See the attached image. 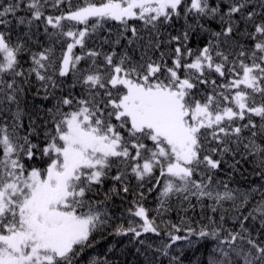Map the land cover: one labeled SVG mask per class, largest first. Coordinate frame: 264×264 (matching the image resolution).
Here are the masks:
<instances>
[{"label":"snow or ice","instance_id":"snow-or-ice-1","mask_svg":"<svg viewBox=\"0 0 264 264\" xmlns=\"http://www.w3.org/2000/svg\"><path fill=\"white\" fill-rule=\"evenodd\" d=\"M0 26V264H113L109 227L154 234L145 264H264V0H0Z\"/></svg>","mask_w":264,"mask_h":264},{"label":"trees","instance_id":"trees-1","mask_svg":"<svg viewBox=\"0 0 264 264\" xmlns=\"http://www.w3.org/2000/svg\"><path fill=\"white\" fill-rule=\"evenodd\" d=\"M73 4L79 3V0H72ZM22 14V13H21ZM82 26V25H81ZM179 27V24L176 25ZM2 27V26H0ZM23 29V26H21V30ZM103 31L100 33V35H103ZM100 35L94 36L91 39H89L87 42L89 46H93V44L99 46L100 44ZM39 39L42 41H46V37L43 34V26L41 25V31H40V36ZM55 43L56 51L59 53L60 51V44ZM190 46L195 47V43L190 44ZM107 47V45H105ZM76 54H79L80 49L77 47L75 50ZM27 65H25L26 67ZM219 82V81H218ZM257 122H259V118H257ZM253 179V182H255V179L252 177H249ZM132 185L136 184V181L134 178H130ZM155 192L150 194L148 196V206L151 208L155 207V204L152 202L155 198ZM115 199V204L113 205V208L110 209V211H113L114 214V223H124L127 225V221L129 219H132V217L127 216L125 214L123 219H115V217L120 216L121 211L127 207V204H121L119 198H114ZM129 200L132 199V196L129 195L128 197ZM175 203V201H173ZM200 209L199 207L196 208V213H199ZM155 215V213H153ZM179 215H184L182 211L179 212ZM189 215H193V213H189ZM165 220H173V221H178V210L177 208H173V210L164 217ZM183 235V233H181ZM139 239H145V240H151L154 239V234L148 233V234H142V236L138 239H134L133 236L131 235H121V236H116L112 233V228L109 227L104 231L102 238L98 239V243L96 245L98 253L100 255H104L107 253L108 259L113 262V264H145V254L144 253V248L139 244ZM195 239V237H193ZM114 245L112 250L109 252L108 251V245ZM140 249V251H137V249ZM202 251V246L201 245H196L193 249L186 250L185 252V260L186 264H191L192 261L196 259V253ZM150 258V255H149Z\"/></svg>","mask_w":264,"mask_h":264}]
</instances>
